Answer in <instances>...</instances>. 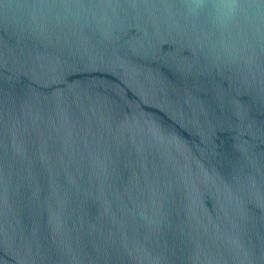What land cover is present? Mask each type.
Returning <instances> with one entry per match:
<instances>
[{
    "label": "water",
    "instance_id": "95a60500",
    "mask_svg": "<svg viewBox=\"0 0 264 264\" xmlns=\"http://www.w3.org/2000/svg\"><path fill=\"white\" fill-rule=\"evenodd\" d=\"M0 264H264V0H0Z\"/></svg>",
    "mask_w": 264,
    "mask_h": 264
}]
</instances>
